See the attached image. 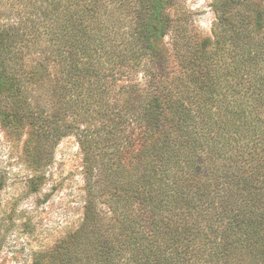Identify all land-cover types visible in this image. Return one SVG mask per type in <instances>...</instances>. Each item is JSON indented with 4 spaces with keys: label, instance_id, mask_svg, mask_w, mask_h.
<instances>
[{
    "label": "trees",
    "instance_id": "obj_1",
    "mask_svg": "<svg viewBox=\"0 0 264 264\" xmlns=\"http://www.w3.org/2000/svg\"><path fill=\"white\" fill-rule=\"evenodd\" d=\"M24 1L0 28V94L42 130L77 119L52 135L84 153L80 253L62 264H264V0L219 5L213 38L181 31L177 72L144 85L133 72L157 62L172 0ZM106 134L109 179L93 165ZM99 200L109 217L95 220Z\"/></svg>",
    "mask_w": 264,
    "mask_h": 264
},
{
    "label": "rangeland",
    "instance_id": "obj_2",
    "mask_svg": "<svg viewBox=\"0 0 264 264\" xmlns=\"http://www.w3.org/2000/svg\"><path fill=\"white\" fill-rule=\"evenodd\" d=\"M24 2L0 0V28L13 23L20 13L23 15L24 9L29 8ZM225 2L227 0H172L168 13L174 28L160 43L157 62L146 60L134 70L132 79L144 85L154 76L152 74L156 80L167 74L174 75L179 67L176 42L181 41L179 46L186 43L180 39L182 33L187 36L200 33L213 38L216 8ZM36 57H26L29 59L24 62L29 66ZM4 96L0 94V107L18 115L17 119L0 117V264H62L68 249L77 262L80 244L74 242L78 239L74 234L84 220L88 200L84 153L75 134L57 140V136L52 135V127L59 125L61 132L78 120L54 122L55 119H47L50 129L42 130L27 118V110L22 104L19 108L13 103L14 98ZM33 101L30 98V108ZM109 101L113 104L115 99L109 97ZM50 106L41 101L37 109L48 108V111ZM85 120L96 127L97 119ZM37 123H41V119ZM114 124H117L114 131L119 135L122 122L116 119L111 121V125ZM105 136L111 140L99 143L93 165L96 174L107 171L105 175L109 179L112 172L107 169L110 167L108 160L111 150L119 144L108 134ZM120 146L121 152L115 160L127 163V149ZM98 178L101 181L102 176L97 175ZM94 211L95 220L109 217L108 206L103 200L97 201Z\"/></svg>",
    "mask_w": 264,
    "mask_h": 264
}]
</instances>
